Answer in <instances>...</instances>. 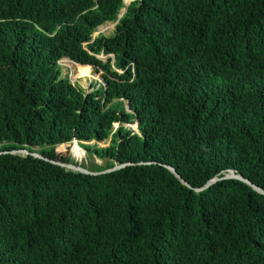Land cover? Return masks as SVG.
<instances>
[{
  "label": "trees",
  "instance_id": "obj_1",
  "mask_svg": "<svg viewBox=\"0 0 264 264\" xmlns=\"http://www.w3.org/2000/svg\"><path fill=\"white\" fill-rule=\"evenodd\" d=\"M123 1L0 0V264H264V194L164 167L264 191V0ZM68 142L125 165L9 152Z\"/></svg>",
  "mask_w": 264,
  "mask_h": 264
},
{
  "label": "rangeland",
  "instance_id": "obj_2",
  "mask_svg": "<svg viewBox=\"0 0 264 264\" xmlns=\"http://www.w3.org/2000/svg\"><path fill=\"white\" fill-rule=\"evenodd\" d=\"M129 1L130 0H126L124 2L127 3ZM112 28H113V23L105 22L104 24L98 26L94 30V34L95 33H101L103 35H107L111 32ZM97 57L102 59V60L105 59V56H103L101 54L97 55ZM57 64L59 65V67L61 69L62 75H65L70 82H73L74 84L76 83L78 86H81L82 88H84L86 90L90 89L89 84H92L93 82H96V83L100 82V78H99L98 74L95 73L93 71L92 67H90V66H89V68H80L77 64H74L71 61L70 62L64 61L62 58L57 61ZM119 125H122V126L130 128L132 130H135V127L133 129L131 125H128L126 123H121L119 121H116V124H114L115 128H112V127L111 128L114 130ZM85 143H87V142H85ZM67 144H68V150H66L64 153L68 154L70 156V158L76 164L82 163L84 166H88L90 163L96 164V165H103L104 164V162H105L104 159L98 158L94 154L87 155L82 150V146L79 143L74 145L73 150H72V154H71V152L69 150V148L71 147V142H68ZM104 145H106V142H97L96 143V146H104ZM74 149L80 150L81 154H79V156L74 157V155H73ZM64 153H62V154H64Z\"/></svg>",
  "mask_w": 264,
  "mask_h": 264
},
{
  "label": "water",
  "instance_id": "obj_3",
  "mask_svg": "<svg viewBox=\"0 0 264 264\" xmlns=\"http://www.w3.org/2000/svg\"><path fill=\"white\" fill-rule=\"evenodd\" d=\"M124 4H126L124 1H123ZM121 12L123 11L122 9L120 10ZM119 16V15H118ZM134 127H135V130H136V123L134 124ZM134 130V131H135ZM10 153H18V154H29V155H32L34 157H38V158H41L43 160H47L51 163H54V164H57L59 166H62L66 169H69V170H72V171H76V172H80V173H84V174H91V175H94V174H98V173H106V172H109L111 170H114V169H118L122 166H124L125 164H114L113 166L109 167V168H105V169H102V170H99V171H90L86 168H83L81 166H79L78 164L76 163H64V162H61L59 160H50V159H47L39 154H37L36 152H32V151H28L26 149H13V150H10L9 151ZM168 171H170L184 186H186L187 188H190L192 189L193 191L195 192H198L206 187H208L211 183L217 181V180H220V179H228V178H231V179H237L243 183H245L246 185H248L251 189H253L255 192L259 193V194H264V191L262 189H260L259 187H257L256 185L252 184L250 181H248L246 178L242 177L240 174H236L234 173L233 171L231 170H227L226 173H224L222 176L220 177H213L209 180H207L202 186L200 187H197V188H193L191 187L189 184H187L184 180H182L178 175L177 173L175 172V170L169 166V165H165L164 166Z\"/></svg>",
  "mask_w": 264,
  "mask_h": 264
},
{
  "label": "built area",
  "instance_id": "obj_4",
  "mask_svg": "<svg viewBox=\"0 0 264 264\" xmlns=\"http://www.w3.org/2000/svg\"><path fill=\"white\" fill-rule=\"evenodd\" d=\"M74 143L75 140H74ZM53 150L58 153V154H62L64 153L66 150H68V144L67 143H60V144H57V145H54L53 146Z\"/></svg>",
  "mask_w": 264,
  "mask_h": 264
},
{
  "label": "bare ground",
  "instance_id": "obj_5",
  "mask_svg": "<svg viewBox=\"0 0 264 264\" xmlns=\"http://www.w3.org/2000/svg\"><path fill=\"white\" fill-rule=\"evenodd\" d=\"M75 144V143H74ZM71 148H72V146H71ZM70 152H71V149H70Z\"/></svg>",
  "mask_w": 264,
  "mask_h": 264
}]
</instances>
